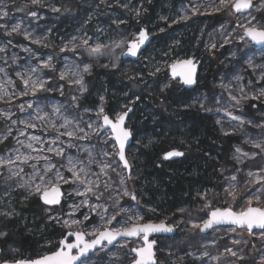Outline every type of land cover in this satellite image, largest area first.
<instances>
[{
    "label": "rangeland",
    "instance_id": "obj_1",
    "mask_svg": "<svg viewBox=\"0 0 264 264\" xmlns=\"http://www.w3.org/2000/svg\"><path fill=\"white\" fill-rule=\"evenodd\" d=\"M153 1L119 0L117 2V0H107L106 3H101L100 0H80L79 13L74 16L76 10L70 9L71 13H63V5L59 6L55 0H40V3L36 5H33L31 0H0V10L8 13L6 17L0 19V23L7 24L9 30L12 25L19 23L21 32L27 31L32 34L30 39H25L21 34L14 33L8 36L4 29H0L2 34L0 47L5 48L4 52H0V68L4 69L3 72H0V95L7 93L5 100H0V140L3 141L0 143V148H3L0 151V158L7 159L9 156L14 158L17 154L32 157L48 156L56 168L60 169L62 175L70 178L71 173L66 171V167L61 168V165L67 166L68 157L73 158V160L84 161L87 164L88 152L90 151L94 162L89 165V178L96 180V176L91 175V173H98L101 186L103 187L104 182L110 186L109 191H106L101 200L95 201V203L107 207L108 214L119 213L116 219L121 224L124 223L128 215L133 213L143 217L141 223L166 221L165 219L160 221L149 220L147 216L152 208L141 205L140 202L137 203L130 197L120 198L117 195V193H122L124 189H128L134 192L137 197L132 188L133 177L132 179L128 178L126 169L118 160V146L112 138L111 131L103 130L97 136L92 134V129L87 127L90 122L93 123L94 128L102 124V117H97L101 105V96L105 98L103 103L105 114L114 119L117 113L124 112L131 105L135 106V112L130 116L127 126L132 129L135 142L134 147L132 146L127 153L132 171L134 167L132 161L136 160L138 156L139 146L147 147L148 142L152 140V134L147 132V129L153 126V118L157 114L152 105L154 99L163 97V95L156 94L155 91L165 93L163 90L170 89L176 82L182 85L180 80H173L169 76V71L172 65L184 59L194 58L201 63L198 86L191 96L192 101L194 100L196 106L203 113L212 114L223 132L241 137L242 142L236 148H240L242 152L249 154L258 151L246 141L258 139L262 130L249 125L247 121L251 120L253 125L264 121V102L249 99L242 100L240 105H236L235 101L231 99V96L238 98L241 96L240 88L242 87L245 92L264 87V80L257 83V79L260 73L264 72V68L249 67V62L252 65H264V48L258 49L250 40L240 39L244 30L238 25L246 22L247 13L236 14L231 6L221 5L220 0H165L166 4L162 6L160 0L158 3L155 0L156 12L153 21L148 25H140L137 29L136 22H139L142 15L149 10V5ZM253 3H258V0H253ZM124 4H127L128 7H122ZM53 8H58L60 11H53ZM217 8L220 10L216 11ZM32 12L37 13V15L32 16ZM250 12L258 20L264 22V8L259 12L255 9ZM63 15H70L68 17L70 20L64 18ZM219 15L217 21L216 17ZM182 16L189 18L181 20ZM212 18H215V21ZM113 21H123V23H113ZM173 21L179 22L173 23ZM123 25L125 27H122ZM172 26H178V29L175 33H170V37L179 36L181 33L182 36L185 35L187 41H192V31L194 30L199 43L194 44L190 51L176 53L175 48H177L178 43H163L160 40L155 43L153 41L138 60H123L122 56L127 50V43L132 41L142 28L148 29L150 34L156 36L162 32L161 29L169 30V27ZM67 27L68 29H66ZM126 34H130L132 38L126 39ZM74 37L75 39H73ZM31 39H41L42 44H34ZM85 39L89 41L90 45L105 44L112 51L107 49L105 54L98 58L89 57L82 45V41ZM9 40L12 41L11 44L8 43ZM121 41L125 42L124 47L116 48L115 44ZM225 41L228 42L225 43ZM44 44L48 46L44 47ZM65 45L69 49L73 45L77 47L75 51L61 52V47ZM212 45L215 47L213 48ZM25 47L29 51L25 52L23 50ZM113 55L115 60L109 57ZM13 57H15V63ZM49 57L52 58V67L44 68L42 62ZM85 63L91 64L89 73L83 72ZM113 64L116 66L112 67ZM103 65H108V67L105 68ZM32 68L36 69L35 73L31 71ZM157 68L159 71H156ZM116 69L122 71L128 79L139 80V85L148 84L149 88L152 87L154 94L147 95L142 90L139 94L132 93L125 84H119L122 88L117 85L116 88L109 89L105 84L104 72ZM18 71L22 73L24 78L31 77L32 80L45 81V88L50 90L38 91L36 95H32L29 91L28 95H21L28 89L25 88L20 77L16 75ZM61 73L67 74L63 80L60 79ZM97 73L102 74L98 77L96 86L90 94L88 79ZM212 73H214L213 80L207 81L208 74ZM74 74H82L84 77L86 91L83 93L79 90L78 85L69 83V81L78 78V75ZM238 77L239 79H237ZM249 81L252 82L251 85ZM70 93H72L71 97L69 96ZM115 95L119 101L113 103L114 113H109L107 110L108 98ZM73 97L76 99L74 100ZM86 99L87 104L83 102ZM29 104L32 105L31 108L28 107ZM253 104L256 107H252ZM249 106L254 110L249 111ZM22 108L23 110H21ZM54 108H59L60 111L55 113ZM85 109L91 111H85ZM207 109H211V111ZM5 113L7 115H4ZM229 113L240 116L245 122L241 124L240 121L233 120ZM38 114H46L45 119L38 120L36 118ZM228 115L230 117H227ZM65 119L73 121L72 124L68 125L67 130H74L78 124L89 134V138L69 139L67 136H61L56 143H52L58 135L52 124L59 128ZM20 121L35 123L37 128H26L25 124L20 123ZM9 130H11L10 134ZM21 131H24L25 134L20 135ZM59 131L63 132L65 129L59 128ZM5 136L7 139H4ZM31 136L41 137L42 142L32 140ZM29 144H32V148H28ZM68 144L74 146L68 147ZM49 147L63 148V156H56L53 152H49L47 150ZM40 149L43 151H39ZM104 152H108L110 155L105 156ZM238 156L240 157L239 160L236 159ZM234 158L240 171L231 175V177L236 176V180L233 181L230 177L227 188L235 185L241 193L236 201L232 200L230 203L233 210L239 211L240 207L246 203L249 191L255 192L257 189L264 191V184L254 183L257 176L264 177V172L259 171L264 168V156L250 159L242 156L241 153H237L235 149ZM17 163L19 164V162ZM105 163H110L111 167L104 168L102 173L101 168ZM32 164L37 165V170L43 171L46 161L44 159L30 160L27 164H21L20 167L23 168L21 176L25 180L29 179L34 171ZM14 170L18 169L14 167ZM249 172H252L253 175H248L246 178ZM131 176L133 175L131 174ZM46 178H52V173H48ZM17 180L19 177L9 183L14 185ZM122 180L123 183H121ZM76 188L77 184L74 183L61 184L64 196L63 203L59 207L44 210L47 221L57 225L65 233L75 230L91 232L96 228L102 229L105 224V220L101 219L102 208H97L95 212H91L90 207L82 204L85 197L75 194L74 189ZM17 196L24 199V190L7 189L3 179L0 178V212H12V216H14L16 212L15 197ZM206 197L210 200V196ZM229 197L231 198V196ZM28 198L38 197L30 196ZM116 199H119V204L113 206ZM93 201L94 198L89 201V204ZM137 201H139L138 197ZM257 206L264 207V199L259 205L253 203V207ZM86 214H89L88 220H84ZM49 217H58L60 222L50 220ZM73 219L81 220L83 223L73 225L71 229L64 226V220L71 223ZM203 220L193 224L202 223ZM113 224L117 227L120 226L116 224V221H113ZM170 225L178 229L175 223ZM260 233L261 231H257L249 234L246 229L219 227L212 230L210 234L201 233L203 236L197 237L194 242L188 241L186 244L182 242L179 246L173 247H171L172 237L158 238V264H264L261 261V257L264 256V238H261ZM86 238L91 240L94 237L86 236ZM2 239L4 238H0L1 245L4 243ZM142 245L140 239L121 240L113 248L97 250L89 256L93 264H131L134 257L131 249ZM5 247L3 256H0V264L8 261L10 256H18L16 251L6 245ZM229 248L235 251L237 256H232L227 252L226 249ZM205 252L208 253L206 257L203 256ZM238 257H243V259H238Z\"/></svg>",
    "mask_w": 264,
    "mask_h": 264
},
{
    "label": "trees",
    "instance_id": "obj_2",
    "mask_svg": "<svg viewBox=\"0 0 264 264\" xmlns=\"http://www.w3.org/2000/svg\"><path fill=\"white\" fill-rule=\"evenodd\" d=\"M55 1L59 6L63 5V13H71L70 9L76 10L74 16L79 13L80 0ZM160 1L161 6L166 4L165 0ZM155 3L154 0L149 5V10L142 15L139 22H136L137 29L140 25H148L153 21L156 12ZM63 16L70 17V15ZM218 17L220 15L216 17L217 21ZM212 19L215 21V18ZM177 29L178 26L169 27V30L163 29L154 36L153 41L178 43L175 48L176 53L190 51L194 44L199 43L194 30L192 41H187L185 35L182 36L181 33L179 36L170 37V33H175ZM125 37L132 38L130 34H126ZM109 57L115 60L114 55ZM101 74L97 73L89 77L90 94ZM104 74L105 84L109 89L125 84L132 93L139 94L142 90L147 95L154 94L152 87L149 88L148 84L139 85V80L128 79L119 69L109 70ZM208 76L207 81L213 80L214 73ZM173 85L170 89L163 90L165 93L155 91L163 97L154 99L152 105L157 112L153 118V126L147 129V132L152 134V140L148 142L147 147L139 146L138 156L132 161L134 167L131 173L134 179L131 182L132 188L140 204L152 208L147 218L155 221L165 219L166 222L175 223L178 226V234L177 237H172L171 247L179 246L182 242L185 244L188 241L194 242V239L203 236V233L193 228L192 224L208 217V213L214 208L230 206L232 199L225 194L224 190L227 188L228 179L238 171L239 166L234 158V152L242 142L238 135L230 133L225 135L215 122L213 115L203 113L196 106L191 98L195 89L186 90L177 82ZM69 96L71 97L72 93ZM141 98L144 99L142 96ZM108 100L107 110L109 113H114L113 103L119 99L115 95ZM83 102L87 104V99ZM248 109L254 110L251 106ZM172 149L183 151L184 157L174 162L167 161L164 155ZM1 150L3 148H0ZM205 193L206 196H210V200L206 196L201 198V195ZM15 199V215L12 218L0 216V232L7 233L2 239L3 253L6 250L5 245L18 254L15 257L10 256L9 260L26 256L36 257L55 250L56 245L66 233L57 225L47 221L44 214L46 206L39 198L22 199L17 196ZM206 203L211 207L205 208ZM177 238L179 239L175 242Z\"/></svg>",
    "mask_w": 264,
    "mask_h": 264
},
{
    "label": "snow or ice",
    "instance_id": "obj_3",
    "mask_svg": "<svg viewBox=\"0 0 264 264\" xmlns=\"http://www.w3.org/2000/svg\"><path fill=\"white\" fill-rule=\"evenodd\" d=\"M101 3H106L107 0H100ZM119 2V0H117ZM31 3L33 5L39 4L40 0H31ZM221 5L228 7L231 6L232 9H234L237 13H247L246 15V22L243 24L238 25V27L243 28L244 33L243 36L240 37L241 40H243L245 37H247L250 41L264 45V22H261V20H258L256 16L252 15L250 9H255V11L259 12L262 8H264V0H258V3H253V0H220ZM110 6V5H109ZM122 7L127 8L128 5L124 4ZM53 11L59 12L60 9L53 8ZM220 9L217 8L216 11H219ZM195 12V9L193 10V14ZM8 13L6 11L0 10V19H3L6 17ZM32 16H36L37 13L32 12ZM137 15H139V12H137ZM188 16H182L181 20H187ZM179 21H173V23H178ZM113 23H123V21H113ZM0 29H4L5 34L8 36L15 34H21L24 36L25 39H30L32 37V34L24 31L21 32V25L19 23L14 24L11 26L9 30V26L5 23H0ZM163 31V29H161ZM138 40L136 41H130L127 43V54H130L132 56L137 55V51L140 48L141 45L145 43L146 40H148V33L145 30L139 31ZM75 39V37L73 38ZM31 42L37 45L42 44L41 39H31ZM228 41H225L227 43ZM9 44L12 43L11 40L8 41ZM82 45L85 47V50L88 53L89 57H100L105 54V49H108L109 51H112V49H109L107 45L102 43H95L94 45H90L89 41L87 39L82 41ZM125 42L121 41L115 44L116 48H122L124 47ZM44 47H47V44L43 45ZM76 45H73L71 49L68 48L67 45L64 47H61L60 51L64 52L66 50L75 51ZM214 48L215 45H212ZM25 52L29 51L28 48L23 49ZM5 48L0 47V52H4ZM51 57H49L46 61L42 62V65L44 68H51ZM6 62V61H5ZM13 62L15 63V57H13ZM186 65L192 66V71H194V64L191 59H188L183 62ZM116 65H112V67H115ZM103 67L107 68L108 65H103ZM175 68V65L172 66ZM249 67L251 68H264V65H252L251 62H249ZM91 68V64L85 63L83 67L84 73H89ZM4 69L0 68V72H3ZM31 71L33 73L36 72L35 68H32ZM156 71H159L157 68ZM154 74V73H153ZM16 75L20 77L23 85L25 86L28 91L22 92L21 95H28L29 91L32 95H36L38 91H49L50 89L45 88V81L43 80H32L31 77L24 78L21 72H17ZM66 73L60 74V79L63 80L66 77ZM78 75V78L75 80L69 81L70 84H75L79 86V90L81 93L86 91V87L84 85V77L82 74H74ZM239 79V77L237 78ZM261 80H264V72H261L257 83H259ZM195 81L192 79L191 73L184 79L185 84H192ZM31 84V87L29 85ZM249 84L251 85L252 82L249 81ZM241 96L238 98L237 96H231V99L235 101L236 105H240L242 100H253V101H260L264 102V87H261L259 89L245 92V89L242 87L240 88ZM7 97V93H4L3 95H0V100H5ZM75 100L76 97H73ZM10 100V98H9ZM105 98L103 96L100 97L101 105L99 107V111L97 113V117H102V124H99L97 127H93V123H88L87 127L89 129H92V134L99 136L100 132L103 131L105 128H110L111 132L114 133L115 140L119 144L118 149V155L119 160L123 161V168L126 170H129V179H132L131 172H130V165L125 158V144L128 141V139L131 136V131L127 128H125L124 121L126 117L128 116V113L132 111L131 108H127L126 111L117 113L115 116V119L113 120L110 118L108 114H105L103 103ZM9 102V101H6ZM29 108L32 107L31 104L28 105ZM252 107H256L255 104L252 105ZM23 110V108L21 109ZM208 111H211V109H207ZM39 111V110H38ZM53 111L55 113H58L60 111L59 108H54ZM85 111H91L89 109H85ZM4 115H7L5 113ZM46 115V114H45ZM45 115H37L38 120H44ZM230 116H232L233 120H238L243 124L245 121L240 116H234L231 113H229ZM10 119V116L8 117ZM15 123V122H14ZM20 123L25 124L26 128L35 129L37 128V125L35 123L31 122H25L20 121ZM73 121L65 119L64 123L59 126V128H64L65 131L61 132L59 131V128L55 124H52V127L56 129L58 135L56 140H53L52 143H56L57 140H59V137L61 136H67L69 139H88L89 134L85 132L83 128H80L77 124L74 130H67L68 125L72 124ZM249 125H252L258 129H261V135L256 140H248L247 143H250L251 146L258 151L253 152L251 154L247 152H242L240 148H236L237 153H241L242 156L248 157L250 159H255L257 156H264V121L254 124L251 120L247 121ZM11 130H9L10 134ZM24 131L20 132V135H24ZM82 134V135H80ZM229 133L225 132V135H228ZM32 140L37 142H42V138L39 136H31ZM4 139H7V136L4 137ZM3 141L0 140V143ZM19 143V141H18ZM74 145L68 144V147H73ZM28 148H32V144L28 145ZM36 151V149H33ZM49 152H53L56 156H63V148H52L49 147L47 149ZM39 151H43V149H40ZM105 156L110 155L108 152H104ZM183 155L181 152H169L165 156V159L171 156H180ZM88 162L85 164L84 161L81 160H73V158L68 157L67 159V166L61 165V168L66 167V171L71 173V177H65L62 175L60 169L56 168V165L51 162L50 158L48 156H37L32 157L30 155H24L21 156L17 154L14 158L9 156V158L4 159L0 158V178L3 179L5 187L7 189H22L25 192L24 199H27L30 196H37L44 205L53 206L58 205L61 203V197L63 193L61 192V184H68V183H74L77 184V188L74 189V192L78 196H83L85 199L82 201V204L86 207H90L91 212H95L97 208H102V215L101 219L105 220L104 226L101 228L93 229L91 232L83 231V230H75V231H68L66 234L63 235L62 239L58 242V244L55 247V250L51 251L47 255H43L37 259H28V260H16L14 261V264H93V261L91 257L89 256L90 252H93L96 250V248L103 244V242H107L108 244H112L113 241L117 240L118 238H137L142 237L143 246L132 248L131 251L135 253V256L132 258V264H156L155 260V253H154V246L156 244V240L152 239L150 240L149 237L153 233H171L174 230V227L172 225L165 224L164 221H161L160 223H141L143 220L142 216H138L135 213L128 215L127 219L124 221L123 224L118 221L117 215L119 213H112L108 214V208L96 204L95 201L101 200V198L104 196V193L106 191H109V185L107 182H104L103 187L101 186V183L99 182V174L98 173H91V175L96 176V180H92L89 178L90 175V168L89 165L94 162L92 153L88 152ZM44 159L46 161V164L44 166L43 171L37 170V165L32 164L33 167V173L31 177L27 180L21 176V173L23 172V168L20 167L21 164H27L30 160H39ZM236 159H240V157H236ZM19 162V164L17 163ZM14 167L18 170H14ZM111 167L110 163H105L103 167L101 168V172L103 173L104 168ZM55 170V171H53ZM115 170V169H113ZM238 171H240L238 169ZM260 172H264V168H261L259 170ZM7 173V174H5ZM48 173H52V178H46L48 176ZM106 174V173H105ZM249 176H252L253 173L249 172ZM17 177H19V180L13 185L12 183H9L10 181L15 180ZM233 181L236 180V176L231 177ZM38 181V182H37ZM123 183V180L121 181ZM249 183V182H246ZM255 184H264V177L257 176V179L254 181ZM82 187V190H81ZM225 194L228 196H231L233 201H236L238 197L241 196V193L236 189L235 185H232L230 188H226ZM117 195L122 198L124 196L130 197L131 200L137 201V197L134 192L129 191L128 189H124L122 193H117ZM207 194H202L201 198H204ZM94 198V201L89 204V201ZM264 199V191L261 189H257L255 192L249 191L248 196L246 197V203L240 207L239 211L233 210L232 207H225V208H214L208 213V218L204 219L202 223H195L193 224V228L199 229L200 232H205L208 229L213 228L214 226L219 225H234L239 228L246 229L249 234H253L252 230L253 228H259L261 230H264V207H253V203L255 202L257 205H259ZM119 204V199L115 200V203L113 206ZM79 207V206H77ZM205 208H210L211 205L206 203L204 205ZM0 216L4 217H11L12 212H0ZM50 220L56 221L59 223L58 217H49ZM89 219V214H86L84 216V220ZM113 221H116V224L120 225L119 227L115 226L113 224ZM83 221L73 219L71 223H69L68 220H64L63 224L67 228L71 229L73 225H79L82 224ZM6 232H0V238L6 236ZM261 238H264V231H261L260 233ZM86 236H92L94 237L91 240H86ZM74 237V239H71ZM126 246V244H125ZM227 252H229L232 256H237V253L233 251L232 249H226ZM171 255V253H169ZM203 256H208V253H203ZM238 259H243V257H238ZM261 261L264 262V256L261 257ZM3 264H9L8 261H4Z\"/></svg>",
    "mask_w": 264,
    "mask_h": 264
},
{
    "label": "water",
    "instance_id": "obj_4",
    "mask_svg": "<svg viewBox=\"0 0 264 264\" xmlns=\"http://www.w3.org/2000/svg\"><path fill=\"white\" fill-rule=\"evenodd\" d=\"M234 10V9H233ZM252 9H250V10H248V11H251ZM235 12V11H234ZM236 14H242V13H237V12H235ZM244 14H246V13H244ZM141 30H145L147 33H148V40H146L145 41V43L143 44V45H141L140 46V48L138 49V51H137V55L136 56H132V55H130V54H127V50L124 52V54H123V56H122V58H123V60H132V61H136V60H138L139 58H140V56H141V54L151 45V43L153 42V40H154V36L152 35V34H150V31L148 30V29H146V28H142ZM140 30V31H141ZM246 39H248L247 37H245ZM136 40H138V35L132 40V41H136ZM249 40V39H248ZM252 42V41H251ZM252 43H254V42H252ZM256 46H257V48L258 49H262V48H264V45H260V44H256V43H254ZM192 61H193V64H194V71H192V66H189V65H186V64H184L183 62L184 61H186V60H188V59H184V60H182V61H180V62H178V63H176V64H174L175 65V68H173V67H171L170 68V76L173 78V79H175V80H180L183 84H184V86H185V88L187 89V90H193V89H195L197 86H198V77H199V74H200V68H201V63H199L198 61H196L194 58H190ZM173 66V65H172ZM191 73V76H192V79L195 81L194 83H192V84H185L184 83V79L189 75ZM130 108L132 109V111L131 112H129L128 113V116L126 117V119H125V121H124V127L125 128H127V129H129L130 131H131V136H130V138L128 139V141L126 142V144H125V158L127 159V161H128V163H129V165H130V172H132V168H131V164H130V162H129V160H128V157H127V153H128V151H129V149H130V147L134 144V135H133V131H132V129L131 128H128L127 126H128V121H129V118H130V116L134 113V106H130ZM224 113V112H223ZM110 116V115H109ZM227 117H230L229 115L227 116ZM110 118H112L111 116H110ZM113 120H114V118H112ZM102 123H103V121H102ZM104 130H110L111 131V129L110 128H105ZM112 133V132H111ZM112 138H113V140L116 142V144H117V146H118V149H119V144H118V142L115 140V137H114V133H112ZM169 152H181V153H183V155H180V156H171V157H168L166 160L167 161H170V162H174V161H178V160H180L181 158H183L184 157V152L183 151H181V150H178V149H172V150H170ZM169 152H167V153H169ZM167 153H165V155H164V157L167 155ZM118 160H119V155H118ZM120 161V160H119ZM121 162V164H122V166H123V161H120ZM127 171V174L129 175V170H126ZM61 192H62V189H61ZM63 193V192H62ZM63 199H64V196L62 195V197H61V203L60 204H58V205H53V206H48V205H45V206H47V207H59L61 204H62V202H63ZM42 202V201H41ZM43 203V202H42ZM147 223V222H146ZM151 223H159V222H151ZM165 224H167V225H170V224H168V223H166L165 222ZM219 227H232V228H236V229H244V228H239V227H236V226H234V225H227V224H225V225H219V226H214L213 228H211V229H208L207 231H205V232H201V233H203V234H209L212 230H214L215 228H219ZM257 231H262L261 229H259V228H253V230H252V233H254V232H257ZM177 233H178V230H177V228L176 227H174V230L171 232V233H153V234H151L150 235V237H149V239L150 240H152V239H155L156 240V244H155V246H154V253H155V260H156V264H158V258H157V247H158V241H157V239L158 238H163V237H174L175 235H177ZM71 239H74V237H72ZM85 239L87 240V238L85 237ZM141 240V242L143 243V241H142V237H137V238H118L117 240H115V241H113V243L112 244H108L106 241L105 242H103V244L102 245H100V246H98L97 248H96V250L95 251H97V250H101V249H104V250H108V249H111V248H113L118 242H120L121 240ZM143 246V245H142ZM95 251H93V252H90L89 253V255L90 254H92V253H94ZM2 252H3V250H2V248H1V245H0V256H1V254H2ZM133 254H134V256H135V253L133 252ZM3 264V263H2ZM9 264H14V262H9ZM132 264V263H131Z\"/></svg>",
    "mask_w": 264,
    "mask_h": 264
},
{
    "label": "flooded vegetation",
    "instance_id": "obj_5",
    "mask_svg": "<svg viewBox=\"0 0 264 264\" xmlns=\"http://www.w3.org/2000/svg\"><path fill=\"white\" fill-rule=\"evenodd\" d=\"M169 76H170V71H169ZM171 77V76H170ZM172 78V77H171ZM173 79V78H172ZM173 80H175V79H173ZM181 82V81H180ZM180 84V83H179ZM181 84H182V86L185 88V86H184V84L181 82ZM186 89V88H185ZM187 90V89H186ZM131 106H134V105H131ZM128 108H130V106L128 107ZM134 109H135V106H134ZM134 112H135V110H134ZM63 203V202H62ZM46 208H51V207H46ZM0 245H1V243H0ZM1 248H2V245H1ZM2 250H3V248H2ZM53 251V250H52ZM51 252V251H50ZM50 252H47V253H44V254H42V255H40V256H36V257H30V256H26V257H20V258H18L17 260H28V259H37V258H39V257H41V256H43V255H47V254H49ZM3 256V252H2V254H1V257ZM0 257V258H1ZM8 262H14V260H11V261H9L8 260Z\"/></svg>",
    "mask_w": 264,
    "mask_h": 264
}]
</instances>
